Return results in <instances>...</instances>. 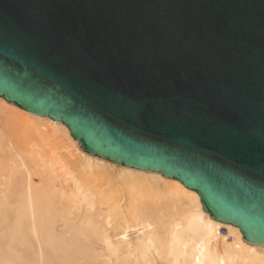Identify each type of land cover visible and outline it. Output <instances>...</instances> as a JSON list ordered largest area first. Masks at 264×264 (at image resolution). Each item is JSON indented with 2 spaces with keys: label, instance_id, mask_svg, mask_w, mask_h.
Returning <instances> with one entry per match:
<instances>
[{
  "label": "water",
  "instance_id": "1",
  "mask_svg": "<svg viewBox=\"0 0 264 264\" xmlns=\"http://www.w3.org/2000/svg\"><path fill=\"white\" fill-rule=\"evenodd\" d=\"M0 95L264 245V0H0Z\"/></svg>",
  "mask_w": 264,
  "mask_h": 264
},
{
  "label": "bare ground",
  "instance_id": "2",
  "mask_svg": "<svg viewBox=\"0 0 264 264\" xmlns=\"http://www.w3.org/2000/svg\"><path fill=\"white\" fill-rule=\"evenodd\" d=\"M160 175L89 154L0 95V264H264L263 244Z\"/></svg>",
  "mask_w": 264,
  "mask_h": 264
},
{
  "label": "built area",
  "instance_id": "3",
  "mask_svg": "<svg viewBox=\"0 0 264 264\" xmlns=\"http://www.w3.org/2000/svg\"><path fill=\"white\" fill-rule=\"evenodd\" d=\"M221 231H222V233H224V232H225V230H224V229H221Z\"/></svg>",
  "mask_w": 264,
  "mask_h": 264
},
{
  "label": "rangeland",
  "instance_id": "4",
  "mask_svg": "<svg viewBox=\"0 0 264 264\" xmlns=\"http://www.w3.org/2000/svg\"><path fill=\"white\" fill-rule=\"evenodd\" d=\"M220 232H222V231L220 230Z\"/></svg>",
  "mask_w": 264,
  "mask_h": 264
}]
</instances>
